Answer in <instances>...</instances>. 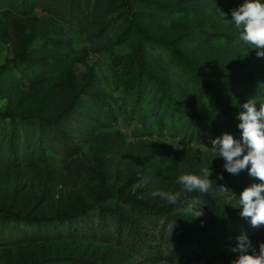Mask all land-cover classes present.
<instances>
[{
	"label": "rangeland",
	"instance_id": "374dc122",
	"mask_svg": "<svg viewBox=\"0 0 264 264\" xmlns=\"http://www.w3.org/2000/svg\"><path fill=\"white\" fill-rule=\"evenodd\" d=\"M245 2L0 0V264H231L245 233L258 250L264 226L238 207L262 182L211 148L245 102L264 103V57L232 21ZM202 168L209 192L183 191L179 176ZM171 212L201 245L182 248Z\"/></svg>",
	"mask_w": 264,
	"mask_h": 264
},
{
	"label": "clouds",
	"instance_id": "9594fccd",
	"mask_svg": "<svg viewBox=\"0 0 264 264\" xmlns=\"http://www.w3.org/2000/svg\"><path fill=\"white\" fill-rule=\"evenodd\" d=\"M236 29L240 31V39L250 44L257 51L258 57H264V2L262 0H246L238 9L231 13ZM237 116L240 121L238 128L242 130V142L229 133L212 140L213 152H218L226 163L224 169L230 174H239L248 170L249 175L258 178L262 183L252 184L239 195L241 216L250 218L253 227L264 226V103H256L250 98L242 106ZM202 176L182 174L178 183L186 192L207 193L212 187L210 176L212 170L202 168ZM219 179H223L221 175ZM154 195L169 204H175L181 192L159 191ZM193 217L203 215L202 210H196L194 204L186 209ZM233 251L236 253L231 264H264V242L259 248L247 236L242 234L236 238Z\"/></svg>",
	"mask_w": 264,
	"mask_h": 264
},
{
	"label": "trees",
	"instance_id": "16d2710c",
	"mask_svg": "<svg viewBox=\"0 0 264 264\" xmlns=\"http://www.w3.org/2000/svg\"><path fill=\"white\" fill-rule=\"evenodd\" d=\"M141 44H139V47L137 49V55L140 57V60L143 56L142 54V51H141ZM32 57V54L31 53H27V52H23L19 55H17L13 61H18V60H21V59H29ZM178 57L179 59H181L183 62L185 63H189L191 64L190 62V59L185 56L184 54L182 53H178ZM9 117L11 118H15V114L13 113H8ZM27 117H31V118H39L40 121H44V122H48V123H54L55 125H57L60 121V117L61 116H54V117H49V118H42V117H36V115H29ZM227 128H229L230 130H228L227 132H229L231 135H233V137L237 140H240L242 142V130L239 129L238 127H235L233 125H226ZM220 129V128H219ZM215 134H216V131L214 129L213 131ZM213 133V134H214ZM215 138H217L218 136L214 135ZM121 194H123L124 196L125 193L121 190L120 191ZM130 199H132L134 202L138 203L144 210H147V211H150V212H154V213H164V212H170L171 209L168 208V207H164V206H158L156 204H151V203H148V202H145V201H138L136 199H134L133 197H129ZM210 200H211V203L215 205V209L218 211V214L219 215H222L224 218L228 219V221L230 222H234V224L236 225L235 223V219L232 218L233 216V211L232 209H230L229 207L225 206L223 203H221V200L218 198V197H214V196H210L209 197ZM85 209H91V206H88V207H85ZM84 209V210H85ZM171 216L173 218H175V220L178 223V226H179V229L181 231V242L179 243L183 249H187V243L188 242H193V243H196L198 245H201V239H200V233H198V231H189V229L187 228L186 225H184L182 223V221L180 219H178L177 216L173 215L172 212L170 213ZM237 226V225H236ZM131 229L134 231L136 230L137 231V226H135L134 223H131ZM55 262V259H47V260H43L40 262V264H49V263H53ZM75 262H78V261H75ZM39 264V263H38ZM85 264H93L91 261H85ZM99 264H103V263H99Z\"/></svg>",
	"mask_w": 264,
	"mask_h": 264
}]
</instances>
